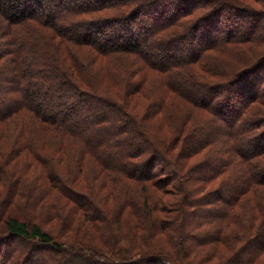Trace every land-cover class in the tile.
<instances>
[{"label":"trees","instance_id":"obj_1","mask_svg":"<svg viewBox=\"0 0 264 264\" xmlns=\"http://www.w3.org/2000/svg\"><path fill=\"white\" fill-rule=\"evenodd\" d=\"M45 1L0 0V44L8 45L12 72L8 77L2 76L3 80L0 81V148L8 146V142L9 146L17 143L16 154L28 149L32 152L37 150L40 164L46 171L50 170L46 155L57 153L63 145L57 141V145L51 150L43 143L44 138L37 139L35 145L28 139L29 133L25 139H21V136L37 129L47 135L52 128L62 140L66 138L68 142L80 143L84 154L92 155L102 167L112 168L132 177L136 180V186L143 181L152 180V171L156 169L155 163H150L152 160L157 156L168 160L182 191V197L173 203L170 219L160 214L153 215V224L151 221L146 225L145 221L153 216L149 214L148 218L147 215L143 217L144 213L138 214V195L130 188L126 198L121 197L120 211L132 205L140 233L144 229L151 230V233L152 230L160 231L162 225L166 224L165 220L170 221L173 217L174 227L169 233L175 234L176 249L171 251L161 243L154 245L152 240L147 241L148 247L154 249L137 254H126L120 249L84 247L81 244L54 240L39 225L30 226L24 219L9 216L6 220L3 219V228L0 227L2 240L7 241V236H16L27 242L25 250L20 252L16 247L10 251L11 257L19 254L23 264H62L59 258L65 256V264H71L72 259L90 264H139L142 258L160 264H196L195 260L188 257L190 247L183 243L190 233L185 224L186 206L189 205L191 209L196 206L201 208L200 215L192 211L193 216L199 217L200 221L199 225L192 227L195 231L190 236L197 242L196 253L202 254L201 258L208 264L216 256L232 253L231 262L264 264V114L261 112L257 117L251 115V107L261 101V95L264 97V52L255 56L254 60L250 59L245 64L234 67L230 59L226 61L225 56L213 58L220 60L219 67L210 66L204 61L212 49L224 47L227 45V38L233 35L246 41L257 38L258 35L260 37L257 40L264 39V26H261L262 34H256L253 32V21L251 30L229 34V30L225 29L227 33L223 36L208 40L220 33H210L212 17L217 15L215 19L218 22L221 19V14L216 12L219 5L224 3L238 8L248 6L264 20V0H258V5L241 0H203V4H184L185 8L178 6L177 13L173 12L171 15L161 10L163 0H73L75 2L71 7L67 5V0H58L57 7L53 6V0L47 3ZM220 1L223 2L219 3ZM42 6H47L45 9L49 13L44 14ZM109 8L118 10L120 19L125 17V21L115 27V31L110 30L114 31L115 41L108 40L107 36L103 37L109 31L108 23H105L108 18L99 11ZM186 17L190 18V23L185 27L184 22L188 21ZM204 19H208L206 25L198 26ZM91 24L96 25L95 33L100 35L97 38L89 35L88 29L80 31L82 25ZM180 24L182 28L178 27ZM118 28L125 33H120ZM119 38H123V41H116ZM87 40H91L96 49L92 56L107 57L123 52L124 56H120L122 66L129 60L128 56L133 55L141 66L147 65L168 73L165 83L171 96L166 93L156 98V110L150 107L153 102L141 87L138 94L140 100L146 103L139 115L140 118L143 117L142 121L153 117L159 110L164 111V107L167 108L163 113L165 117L166 114L169 115V123L163 126L162 116L159 123L169 133L168 139L167 132L162 133L161 139L156 136L160 126L152 134L142 129L137 121L133 123L135 118L129 112L131 104L127 99L120 102V113L116 116L110 115L106 110H101L98 114L86 113L92 105V101L86 100V97L104 104L113 102L110 97L98 93L94 78L86 71H81L76 57L67 58L65 55L70 54L69 46H66L69 42L82 45ZM86 47L88 46L73 48L82 51ZM4 52V49H0V59ZM116 60L117 57H113L110 61ZM192 64H200V70L193 76L179 74L178 68ZM108 70L106 76L115 80V85L121 86L122 75L110 71V68ZM256 71L260 72L254 79ZM100 74L95 77L101 84V91L106 93L107 88L101 83L104 80L99 77ZM124 85L125 83L122 87ZM177 97L180 100H176ZM181 100L190 102L201 114L191 106H185L189 108L183 112L179 107ZM261 104H264L263 100ZM16 112L17 117L27 126L20 129L19 135L5 129L7 123L17 120ZM79 115L81 118H78ZM218 121L224 123L223 130L219 129V132ZM118 122L123 134L129 130L124 134L127 137L125 141L123 134L120 137L113 135L111 125ZM96 130L101 134H94ZM134 131H139L138 134L143 137ZM216 132L220 137L226 138V144H214L217 140ZM146 140L152 146L147 145L142 149L145 145L142 142ZM19 143L21 148L18 147ZM174 147H178L177 154L171 155ZM146 153H149L148 158H144ZM178 155L189 158L202 155V160L195 166L201 182L194 188H189L188 192L183 180L186 175L181 171L182 165H178ZM102 167L100 168L103 169ZM192 168L194 166H189L187 173ZM142 169H147L148 172L142 173ZM46 175L63 196L73 199L83 211L90 209L88 196L78 192L62 175L58 172H48ZM125 201L127 203L124 205ZM143 201V208H151L147 197ZM143 219L146 227H143ZM144 243V239H141L136 243L130 242L129 245L135 250H143L141 245Z\"/></svg>","mask_w":264,"mask_h":264},{"label":"rangeland","instance_id":"obj_2","mask_svg":"<svg viewBox=\"0 0 264 264\" xmlns=\"http://www.w3.org/2000/svg\"><path fill=\"white\" fill-rule=\"evenodd\" d=\"M48 1L50 0H46L45 3H47ZM241 1L252 5H258L260 3V1L258 0ZM52 2L53 6L57 7L58 0H53ZM74 2L75 1L73 0H67V5L71 7ZM202 2L204 1L163 0L162 3H164V5L160 8L168 15H171L173 12L177 13L176 10L178 6H192L194 5V3L196 5L203 4ZM222 2L223 1H220L219 3ZM237 6L239 5L237 4ZM45 8H47V6H42L41 11L44 14L49 13V10ZM99 12L102 16L105 15L108 18L106 19L105 23H108L109 31L107 33H104L103 37L107 36L106 38H108V40L115 41L116 37L113 36V32L115 31V29H117L115 27L120 26L122 22L125 21V17H122L120 19V13H118V10H112L110 8L103 9ZM216 12L221 14V19L219 21L220 23L215 19L217 15L215 17H212L213 22H210L212 25L210 26V33H214L216 31H219L220 33L217 36H211V38H209L208 40L213 38L217 39L220 36H223L227 33L225 32L227 29L229 30V34L243 32L244 30L248 29L251 30V28L253 27V21L255 23L253 32L256 34L258 32L262 34L263 32V30L262 32L260 30L261 26H264V20L258 17L254 12V9L250 10V7L248 6L238 8L222 3L219 5V9L216 10ZM185 19L188 20L184 22L186 27L188 23H190V18L188 19V17H186ZM199 20L200 17L196 20V22L198 23ZM207 20H202L198 26L202 25L204 27ZM178 27L182 28V24H180ZM80 29L81 32H84L86 31V29H88L90 31L89 35H91L92 37L94 36L97 38L98 36H100L95 33L96 25L94 24L82 25ZM111 29H113L114 31L111 32ZM74 31H76V29H74ZM118 31L120 32V28H118ZM196 32L199 33L197 30ZM108 33L109 35H107ZM120 33H122V31ZM259 37L260 36L258 35L257 38H253L247 41L245 38V40L237 39L236 35H233V37H228L226 42L227 45H224V47L212 49L209 52V55L205 57L204 61L210 66H218L220 60H213V58L216 56H225L226 61L230 59V63L233 67L235 65L245 64L246 62H248V60H254L255 56H259L261 52H264V39L257 40ZM116 41L122 42L123 38H119ZM86 43H88V45ZM7 46L8 45L5 43L0 44V49H4L5 51L3 58L0 59V81L3 80L2 76L8 77L12 73L10 61L11 55L7 49ZM66 46H69L70 49L69 55L65 53L67 58H69L70 56L76 57V59L80 63V68L82 69L81 71H86L88 75H91L92 78H94V84L96 86V89L98 90V93L102 96L104 95L110 97L113 101L110 102L112 105L104 104L92 99L89 100V98L86 97V100L92 101V105L89 107V110L86 113L91 112L94 114H98L101 110H106L107 112H110V115L112 114L113 116H116L118 115V113H120V102H122L123 99H127L128 103L131 104L129 112H131L135 118L133 123H136L137 121L141 125L142 129H145L147 132H150L152 134H155L157 126H160L158 127L157 132L159 134L156 133V136L160 137V139L162 138V133L167 132V130L161 126V123L163 124V126H166V124L169 123V115L166 114L165 117L163 113L167 108H165L164 105L161 104V107H164V111L159 110L153 117H149L148 119H144L142 121L143 117L140 118L139 115L140 112L144 110L143 106H146V103L140 100L138 94L139 87H141V90L148 93L150 96V101L153 102L150 107L156 110V98L162 97L166 95V93L170 95L168 87L165 83L166 76L168 75L166 71H157L148 67L147 65L141 66L139 60L133 55H129V60L127 59L124 63V66H122L120 56H124L123 52L116 53V55L107 57L102 55L104 58L99 55L92 56L93 53H96V49L93 47L94 45L91 40H87L85 44L82 45H77L69 42ZM74 46L88 47H86L87 49L83 48L82 51L81 49L77 51V49L73 48ZM210 54L212 56H210ZM113 57H117V60L110 61ZM192 65L178 68L179 74L181 76H193L196 71L200 70V64ZM108 68H110V71L118 75H122L123 82L121 86L115 85V80L112 81L106 76L105 73L106 71H109ZM258 72L260 71H256L254 73V79L259 75ZM99 73H101L99 77L103 78L104 80L101 83L107 88L106 93L101 91V84H99V81L96 79ZM73 77L75 78V73ZM124 83L125 85L124 87H122ZM81 86L86 87L83 84H81ZM261 96V101H258L254 106L251 107L252 112H250L254 117L261 115V112L264 114V104H261L262 100L264 102V97L263 95ZM176 100H180V98L177 97ZM185 106H191L196 110L197 113H200L198 108L192 105L190 102L181 100L179 107L183 112L187 111L189 108ZM15 116L17 117V112L15 113ZM161 116L164 120L159 123V121L162 120L160 118ZM78 118H81L80 115ZM16 119L17 120L15 122L7 123L5 129L10 130L14 135H19L20 129L27 126H25L18 117ZM133 123H129V125ZM202 123L197 124L202 125ZM85 124L87 123H84V125ZM223 125L224 123L222 121H218V132L219 129L223 130ZM111 129L113 135L116 134L115 137H117L118 135V137H120V134H123L120 130L119 122L118 124H112ZM128 131L129 130H127V132ZM127 132H124V134ZM136 132L138 134L139 131ZM218 132H216V134L214 133L215 136H217V140H215L214 144L217 143V145L222 146L227 143V140L226 138L217 135ZM27 133H29L28 139H31L34 144L35 142L37 143V139L44 138L43 143L46 144L51 150L55 145H57V141H59L64 148L60 146V149L57 150V153L53 152L46 155L48 159V166L50 168V170L47 171L40 164V158H38L37 150H35V152H32L29 149L28 151L24 152L18 150L20 153L16 154L15 151L17 150V143L9 146L8 142V146L0 148L1 228H3L4 225L3 219L6 220V218L9 216H17L20 219H24L30 226L33 224L39 225L43 230L50 233L54 240L81 244L84 247H95L101 250H110L111 248L114 250L120 249L126 254H137V252L141 253L145 252L146 250L149 251L154 249L148 247L149 243L147 241L152 240L154 245L161 243L164 248L171 251L172 249H174L175 251V234L172 235V233H169L172 232L171 229L174 227L172 225L173 217L170 221L165 220L166 224L162 225L160 231L152 230L153 233H151V230L144 229L143 233H140L137 229V217L134 214L132 205L129 204L130 206H126L124 209H121L122 211H120V206L122 205L121 197L126 198L128 193L130 192V188L133 189L135 191V195H138L140 198L139 199L138 196L136 197L140 205L138 214L144 213L143 217L146 215L148 216L149 214H151V217L153 215L157 216L160 214L161 216H166L167 219H170V216L172 215L171 212L173 209V203H175L182 197V191H180L179 189L178 178L175 176L168 160H163L159 156L152 160V162L150 163H155L156 168L155 171H152V180L143 181L138 184V186H136V180H134L132 177L123 175L115 169H107L102 167L96 161V159L92 157V155L84 154V149H82L80 143L76 141L68 142L66 138L62 140L59 136V133L52 128H50V132L47 135H45L44 132L41 133L39 129H37L33 130V133H24L21 136V139H25V137L28 135ZM93 133L99 135L101 134L99 130H96ZM124 134L123 140L125 141L127 140L125 139L127 137H124ZM140 135L142 138V134ZM168 135L169 133L167 132V139ZM206 135L207 133L205 134V136ZM212 135L213 134L211 133V136ZM8 139L9 138L7 137V140ZM130 140H132V138ZM150 143L151 142L148 140L142 142V144H145V147L142 146V149L146 148L147 145L152 146ZM10 147H12V150H10ZM18 147L21 148L20 143L18 144ZM177 148L178 147H174L173 150H171V155L177 154ZM216 149L218 150V148ZM148 157L149 153H146L144 158ZM199 160H202V155H196L191 158L180 156L178 158V165H182L181 171L186 175V177L183 176V180L185 182L187 192L189 188H194L201 182V180L198 179L199 173L196 172L197 169L195 167L196 163ZM189 166H194V168H192L187 173V169ZM100 167H102L103 169H101ZM48 172H50V174L52 172H58L78 192H80L81 194H85L84 196L87 195L88 197H86L91 202L90 209L88 211H83L73 199L63 196L62 193L51 183V181L47 179L48 177L46 173ZM144 172H148V170L142 169V173ZM136 188L138 189L136 190ZM191 196L192 194L190 195V197ZM144 197H147V203L151 208H148V206L147 209L142 207V204L144 203ZM123 203L125 205V203L127 202L125 201ZM148 210L150 211L148 212ZM192 211H196V213L200 215L201 208L196 206L194 207V209H191L189 205L186 206L187 218L185 219V224L190 229V233L186 237L187 240L185 239L183 243L190 247L188 248L189 252L187 253L188 257L190 256L193 260L196 261L194 263L208 264L207 261L201 258L202 254L196 253L195 248L197 242L194 240L193 236H190L191 232L195 231L192 229V227L199 225L200 221L199 217L195 218L193 216ZM190 212L192 213L190 214ZM155 216H153L151 219H147L145 221L146 225H149L151 221L153 224ZM142 224L143 227H146L144 224V219ZM140 230L141 228H139V231ZM0 234L2 235V232H0ZM5 238L7 239V241H4L5 239L2 240V236L0 237V264H23L24 262L20 261L19 254L15 255V257H11L12 255L10 251L14 250V248L16 247L19 248L20 252L25 250V248L27 247V242L16 236H7ZM141 239H144L145 241V243L141 245V247H144L143 250H141V248L135 250L134 247L129 245L130 242L136 243L138 241H141ZM232 256L233 253L230 255L223 254L220 257L216 256L212 260L211 264H239L231 262ZM59 260L62 261V264H65L67 257H60ZM26 264H32V262H26ZM71 264L90 263L85 261L81 262L78 259H72ZM94 264H96V262H94ZM139 264L160 263L148 259L145 260V258H142Z\"/></svg>","mask_w":264,"mask_h":264}]
</instances>
